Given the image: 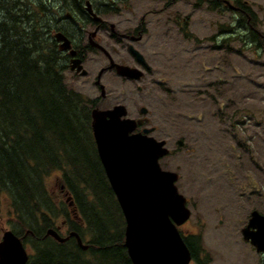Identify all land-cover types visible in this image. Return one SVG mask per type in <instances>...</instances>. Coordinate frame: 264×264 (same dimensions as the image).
Instances as JSON below:
<instances>
[{
	"label": "rangeland",
	"instance_id": "rangeland-1",
	"mask_svg": "<svg viewBox=\"0 0 264 264\" xmlns=\"http://www.w3.org/2000/svg\"><path fill=\"white\" fill-rule=\"evenodd\" d=\"M243 1L264 35V0ZM166 2L126 0L114 5L116 13L108 20L118 32H131L144 18L147 27L138 47L153 63L151 72L143 71L144 78L124 84L129 92L112 82L103 105L123 104L132 118H141L138 110L146 108L149 125L157 127L153 137L164 140L171 151L159 165L179 174L176 188L191 211L178 231L186 238L200 237L201 260L206 255L208 264H264V255L240 234L251 211L264 215V49L251 42L232 11L194 8L195 0ZM184 17L188 23L182 31L178 22ZM36 28L43 30L42 25ZM89 81L79 80L82 89L76 91L98 96H92ZM65 82L75 89L66 76ZM73 150L79 158L94 159L89 144ZM87 173L102 187L100 169ZM53 179L46 186L68 212ZM110 203L105 197L103 204ZM1 219L2 228L11 226L4 209Z\"/></svg>",
	"mask_w": 264,
	"mask_h": 264
},
{
	"label": "trees",
	"instance_id": "trees-1",
	"mask_svg": "<svg viewBox=\"0 0 264 264\" xmlns=\"http://www.w3.org/2000/svg\"><path fill=\"white\" fill-rule=\"evenodd\" d=\"M30 1L0 0V196L10 198L21 231H32L34 253L28 264H131L123 246L124 221L91 136L89 102L64 83L54 47L36 28L42 25V10ZM199 1L217 8L218 0ZM241 9L238 24L264 49L254 12L243 4ZM85 144L93 160L71 153ZM94 167L102 172V187L87 173ZM52 172L61 174L83 221V227L70 221V230L82 240L89 237L86 251L74 239L62 244L41 239L36 224L53 227L57 213L64 211L44 188ZM105 197L110 205L103 204ZM199 239L190 236L184 242L193 264H208L207 256L199 259Z\"/></svg>",
	"mask_w": 264,
	"mask_h": 264
},
{
	"label": "water",
	"instance_id": "water-1",
	"mask_svg": "<svg viewBox=\"0 0 264 264\" xmlns=\"http://www.w3.org/2000/svg\"><path fill=\"white\" fill-rule=\"evenodd\" d=\"M116 69L122 76L140 77L133 69L121 66ZM125 114L122 106L108 112L94 110L92 132L99 161L125 221L124 247L129 260L131 264H189L191 256L177 227L191 214L186 199L175 186L177 174L162 171L158 164L168 153L165 142L150 136H129L136 124L122 120ZM48 234L62 242L52 231ZM241 234L256 252H264L263 215L252 211ZM71 235L85 250L80 238ZM26 261L27 255L19 240L5 233L0 244V264H25Z\"/></svg>",
	"mask_w": 264,
	"mask_h": 264
},
{
	"label": "flooded vegetation",
	"instance_id": "flooded-vegetation-1",
	"mask_svg": "<svg viewBox=\"0 0 264 264\" xmlns=\"http://www.w3.org/2000/svg\"><path fill=\"white\" fill-rule=\"evenodd\" d=\"M125 1L36 0V7L51 11L48 16L45 14L44 16L40 12L42 20L38 23L47 26L48 32L45 35L54 47L61 62V72L68 77L69 81L74 83L76 90L80 86L79 80L89 78L93 88L92 96L98 94L94 97L88 96L91 102V111L93 109L106 111L119 105L115 104L107 107L103 105L108 91L112 92V84L115 81L122 88L125 87V92H129L127 86H130L132 82H136L117 75L116 68L112 67L113 64L135 68L141 72H151L153 62L151 63V60L142 54L138 47L145 36L147 27L144 26V19L142 18L139 22L140 25L136 26L131 32L120 31L121 33L116 30V24L108 20L109 15L114 11V5L120 3L119 5L122 6ZM173 2H177V0ZM104 38L106 39L104 40ZM64 45L68 47L63 50L61 47ZM131 47L136 49L142 57L132 52ZM98 57L100 58L98 59ZM74 62L78 64L74 65ZM94 68L95 71L92 70ZM83 71H85L84 74ZM143 74L142 77L144 78ZM79 89H82V86ZM138 112H140V108ZM126 117L136 121L137 128L134 133L144 135V129L153 128V132L145 135L155 136L157 127L149 125V121L145 118L143 120H140L142 118H132L128 112ZM2 233L3 231L0 229V240Z\"/></svg>",
	"mask_w": 264,
	"mask_h": 264
},
{
	"label": "bare ground",
	"instance_id": "bare-ground-1",
	"mask_svg": "<svg viewBox=\"0 0 264 264\" xmlns=\"http://www.w3.org/2000/svg\"><path fill=\"white\" fill-rule=\"evenodd\" d=\"M69 2H70V1H69ZM71 2H72V1H71ZM40 10H42V12H41L42 15L45 14L46 16H48L49 13H51V11L46 10L45 8H40ZM45 15H44V16H45ZM42 26H43V30H41L40 32H41V34L44 36V35L48 32V29H47V26H44V25H42ZM46 37H47V36H46ZM48 41H49V40H48ZM53 173H55V172H52L51 174H53ZM58 173H59V172H58ZM51 174H50V175H51ZM50 175H49V176H50ZM49 176H48V177H49ZM48 177H46V178H48ZM46 178H45V179H46Z\"/></svg>",
	"mask_w": 264,
	"mask_h": 264
}]
</instances>
